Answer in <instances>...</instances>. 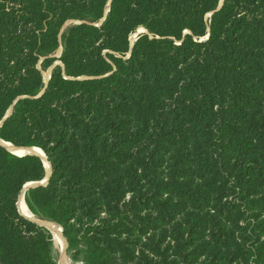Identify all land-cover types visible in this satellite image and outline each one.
<instances>
[{"label":"trees","instance_id":"trees-1","mask_svg":"<svg viewBox=\"0 0 264 264\" xmlns=\"http://www.w3.org/2000/svg\"><path fill=\"white\" fill-rule=\"evenodd\" d=\"M218 4L0 0V123L10 111L0 140L38 148L51 161L50 183L29 189L25 204L62 227L81 264H108L122 229L144 236L157 223L172 222V200L188 190L157 172L151 147L191 140L194 171L211 177L215 188L211 214L184 217L177 256L185 264H264V240L244 248L221 222L242 214L236 198L251 178H264L255 159L264 146V121L252 118L264 110V0H224L217 10ZM71 21L78 24L61 34ZM139 29L147 33L131 48ZM60 47V58L50 57ZM41 59L44 70L62 65L46 85ZM121 107L135 112L132 131L114 122ZM231 114L237 123L249 116L255 140L239 133ZM224 149L249 158L235 174L221 164ZM187 159L176 156L171 170ZM44 175L39 157L0 147V264H56L49 232L17 207L22 188ZM139 204L147 214L131 212ZM100 209L107 217L98 218ZM263 227L258 220L252 231Z\"/></svg>","mask_w":264,"mask_h":264},{"label":"rangeland","instance_id":"rangeland-1","mask_svg":"<svg viewBox=\"0 0 264 264\" xmlns=\"http://www.w3.org/2000/svg\"><path fill=\"white\" fill-rule=\"evenodd\" d=\"M223 1L224 0H219L218 6L223 4ZM107 12L108 10H106L104 14L106 15ZM211 15L212 13L205 16V21L208 26L211 20ZM77 24L78 22L73 21L66 23L62 28L61 34H63L69 27ZM146 33L147 32L145 30L139 29L130 37V45H133L140 35ZM208 37L209 27L207 28V35L199 41L203 42L204 40H207ZM61 53L62 48L60 47L50 57L58 60L61 56ZM42 62L43 59L39 61L38 69L41 70L44 83L46 84V82L49 80V77L51 76L52 69L55 66H61V63L56 61L51 68L44 70L42 67ZM130 106L134 107V105ZM252 118L258 121H264V110L260 113L254 114ZM229 119L232 121V123H236L239 126V133L242 136L255 140L252 133L249 131V129H247L249 116L245 117L244 121L239 123L236 122V116L234 114H231ZM114 122L120 125L123 130L132 131L137 123L135 119V112L129 113V111L121 107L117 112V115H114ZM194 148V140L186 141L184 143H162L158 147H151L153 159L157 163V172H159L161 176L175 178L176 182L180 185H184L188 192L183 198L172 200L174 207L170 214L172 217L171 223H157L159 228L144 236H140L134 232L128 234L126 231H124V229H122L123 231L120 233L119 237L117 236L120 239L119 241H116L118 246L114 245L115 247L109 251L107 257L108 264H185L182 262V259L177 256L178 242L175 240V238L178 236L179 231H182L183 229L181 225L186 215L190 214L204 218L205 216L211 214V198L212 192L215 188L211 177H199L197 172L194 171V159L192 158ZM40 151L44 154L46 159V165H44L41 158L37 155L41 160L45 170L44 178L40 182L26 184L22 188L17 202L18 212L22 217H27L31 220H34L37 225L49 232L52 238L51 256L56 264H81V255L74 254V251L68 248L66 236L63 233L62 227L49 220L32 215L25 204V194L29 189H31L32 184H42L41 186L44 187L47 186L51 181L53 173L52 163L45 153L42 150ZM178 155L187 156L188 159L184 161L182 165H178L177 168L171 170V165ZM263 156L264 146H261V151L255 157L256 162L260 166H264ZM248 159L249 158L237 156L229 149H224V153L221 155V164L224 165L226 170H233L235 174L238 170L237 168L242 164L247 163ZM250 181L251 184L245 186L242 191L243 193H241L236 198V203L241 205L242 214L237 215L233 213L228 222L221 220L223 228L235 238H237L244 248H248L249 243L253 242L254 239L264 240V227L262 230L254 229L252 231V226L255 225L256 221L259 220V222L264 224V178H251ZM131 196L132 195L129 193L126 194V200H129ZM21 199L25 206V213L27 215L20 211L19 204ZM98 211H100L97 215L98 218L107 217L105 213H103V210L100 209ZM131 212L139 215H145L148 213V209L142 208V204H139L136 205V208L131 210ZM96 222H98V220H96ZM47 223L57 226L61 230V237L65 243L64 249L60 248V246L55 241L54 236L46 226ZM72 225L78 231H82L83 229L82 226L78 225L76 221L72 223ZM246 226L250 228L249 231H242L241 228ZM212 261L200 259L197 261V263L189 264H211Z\"/></svg>","mask_w":264,"mask_h":264},{"label":"bare ground","instance_id":"bare-ground-1","mask_svg":"<svg viewBox=\"0 0 264 264\" xmlns=\"http://www.w3.org/2000/svg\"><path fill=\"white\" fill-rule=\"evenodd\" d=\"M46 76V75H45ZM47 78V77H46ZM6 147L8 148V149H10L13 153H15L16 155H21L22 153H24V154H36V155H38L40 158H41V160H42V162H43V164L44 165H46V159H45V156H44V154L40 151V150H38V149H36V148H31V149H29V150H14L11 146H9V145H6ZM48 168V167H47ZM19 208H20V211L21 212H24V214H26L25 212H26V210H25V206H24V204L22 203V199L20 200V204H19ZM27 215V214H26ZM47 228L51 231V233H52V235L54 236V239H55V241L57 242V244L60 246V248H62V249H64V247H65V243H64V241H63V239H62V237H61V230L57 227V226H54V225H52V224H49V223H47Z\"/></svg>","mask_w":264,"mask_h":264},{"label":"water","instance_id":"water-1","mask_svg":"<svg viewBox=\"0 0 264 264\" xmlns=\"http://www.w3.org/2000/svg\"><path fill=\"white\" fill-rule=\"evenodd\" d=\"M221 5L222 4H220L219 6H218V8H217V10H219L220 8H221ZM104 21V19L101 21V23ZM132 44H131V48H132ZM62 66V65H61ZM49 79H50V77H49ZM48 82V81H47ZM47 82H46V84H47ZM45 84V85H46ZM9 113H10V111L8 112V114H7V116L9 115ZM6 116V117H7ZM6 117L3 119V121L6 119ZM3 121L0 123V127H1V125H2V123H3ZM6 145H9V144H7V143H4V142H2L1 141V144H0V147H2V148H4L6 151H8L9 153H11L12 155H15V156H17V157H22V156H26V155H32V156H37V155H35V154H22V155H20V156H18V155H16L15 153H13L10 149H8L7 147H6ZM9 146H11V145H9ZM14 150H20V149H22V150H29V149H31V148H26V149H24V148H16V147H14V146H11ZM38 157V156H37ZM42 184H32V186H31V188L32 187H37V186H41ZM26 219H28V220H30V221H32V222H34V223H36L34 220H31L30 218H27V217H25ZM37 224V223H36ZM39 224V223H38ZM44 227V226H43Z\"/></svg>","mask_w":264,"mask_h":264}]
</instances>
